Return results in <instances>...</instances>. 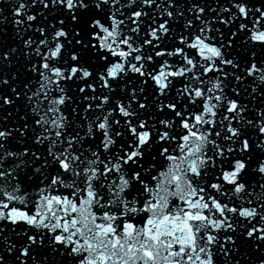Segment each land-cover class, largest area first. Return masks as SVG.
<instances>
[{"label": "snow or ice", "instance_id": "6c2138e0", "mask_svg": "<svg viewBox=\"0 0 264 264\" xmlns=\"http://www.w3.org/2000/svg\"><path fill=\"white\" fill-rule=\"evenodd\" d=\"M0 264H264V0H0Z\"/></svg>", "mask_w": 264, "mask_h": 264}]
</instances>
